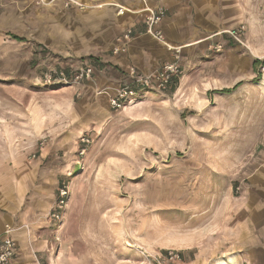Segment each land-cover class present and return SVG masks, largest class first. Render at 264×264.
<instances>
[{"label":"rangeland","instance_id":"1","mask_svg":"<svg viewBox=\"0 0 264 264\" xmlns=\"http://www.w3.org/2000/svg\"><path fill=\"white\" fill-rule=\"evenodd\" d=\"M3 33L17 46L0 55V188H26V203L57 170L46 195L51 207L41 215L56 235L55 264L206 263L199 254L205 230L204 244H217L227 201L264 164V53L251 50L244 32L243 43L226 33L235 48L210 42L184 58L187 46L177 45L181 71L166 89L131 77L101 87L95 74L48 84L49 69L71 75L99 64ZM125 86L133 94L113 107L110 97ZM63 185L68 201L59 207Z\"/></svg>","mask_w":264,"mask_h":264},{"label":"crops","instance_id":"2","mask_svg":"<svg viewBox=\"0 0 264 264\" xmlns=\"http://www.w3.org/2000/svg\"><path fill=\"white\" fill-rule=\"evenodd\" d=\"M78 1L89 7L66 6V0H0V55H9L17 46L13 41L5 43L3 32L19 35L18 39L36 38L53 46L55 52L68 47L78 55L89 54L85 63L99 64L94 76L98 84L121 86L130 80L132 65L140 73H152L171 61L170 52L145 33L146 7L163 10L161 28L170 43L187 46L184 58L194 57L196 49L210 42H223L226 49L237 46L226 33L220 32L241 25L246 26L243 36L251 50L264 53V0ZM119 5L136 12L119 14ZM127 29L134 30L128 50L114 54L117 37ZM57 174L56 170L49 174L50 178L42 179L26 203L22 200L26 188H0V245L10 228L17 244L10 264H55L59 260L56 254L55 260L52 247L57 245L56 235L41 216L51 207L46 195L52 193ZM251 179L227 201V225L217 229V244H204V234L209 238L210 231L205 230L199 254L207 262L201 264H264V164Z\"/></svg>","mask_w":264,"mask_h":264},{"label":"built area","instance_id":"3","mask_svg":"<svg viewBox=\"0 0 264 264\" xmlns=\"http://www.w3.org/2000/svg\"><path fill=\"white\" fill-rule=\"evenodd\" d=\"M66 4L68 5H76L78 7L83 8V4L78 0H66ZM130 9L119 5L118 13L124 14ZM146 16L144 19L145 25V33L157 41L163 43L168 47L169 50L173 51L174 58L160 65L154 72L152 73H140L135 66H131L129 68V75L133 78L134 82L141 84L144 87H150L155 84L159 89H166L169 85H171L173 79L180 73V64L179 60L181 57V48L182 46H177L171 44L165 38L164 31L161 28V23L163 21V10L162 9H154L152 7L145 8ZM245 30V26L241 25L235 29H228L226 31L220 32L227 33L231 36L232 39L237 42L243 43L242 41V33ZM133 38V29H127L123 34L117 37L116 46L113 49L114 54L125 53L128 50V44L130 40ZM219 48H222L221 44L218 45ZM217 47V48H218ZM95 74V68L92 65H84L82 67L77 68L71 75H68L64 70L58 69H49L44 74L45 81L48 84L55 82H62L65 84H80L84 80H91L93 75ZM129 94H133V91L129 88V86L119 87L116 91V94L110 97L111 105L115 108H120L123 106L124 101L129 96ZM68 201V190L67 186L63 185L59 187V197H58V206H65ZM51 217L53 219L61 218V214L58 212H52ZM16 242L11 234V228L6 231L5 237L1 241L0 245V264H10L13 260L16 250ZM170 259L176 261L180 260V254L178 252H169Z\"/></svg>","mask_w":264,"mask_h":264},{"label":"trees","instance_id":"4","mask_svg":"<svg viewBox=\"0 0 264 264\" xmlns=\"http://www.w3.org/2000/svg\"><path fill=\"white\" fill-rule=\"evenodd\" d=\"M175 83H178V80H175ZM176 86L174 85V86H172V88H175Z\"/></svg>","mask_w":264,"mask_h":264}]
</instances>
